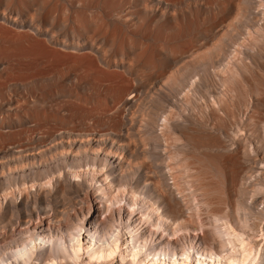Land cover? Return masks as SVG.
Wrapping results in <instances>:
<instances>
[{"label": "bare ground", "instance_id": "bare-ground-1", "mask_svg": "<svg viewBox=\"0 0 264 264\" xmlns=\"http://www.w3.org/2000/svg\"><path fill=\"white\" fill-rule=\"evenodd\" d=\"M0 264H264V0H0Z\"/></svg>", "mask_w": 264, "mask_h": 264}, {"label": "rangeland", "instance_id": "rangeland-1", "mask_svg": "<svg viewBox=\"0 0 264 264\" xmlns=\"http://www.w3.org/2000/svg\"><path fill=\"white\" fill-rule=\"evenodd\" d=\"M127 207H129V206H127ZM129 209V208H128Z\"/></svg>", "mask_w": 264, "mask_h": 264}]
</instances>
